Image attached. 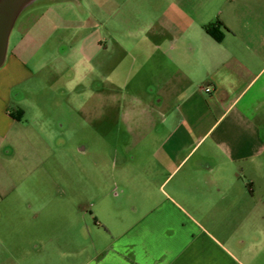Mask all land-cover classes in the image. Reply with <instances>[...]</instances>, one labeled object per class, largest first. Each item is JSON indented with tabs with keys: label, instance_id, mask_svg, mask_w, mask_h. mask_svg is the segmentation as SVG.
Returning a JSON list of instances; mask_svg holds the SVG:
<instances>
[{
	"label": "crops",
	"instance_id": "obj_1",
	"mask_svg": "<svg viewBox=\"0 0 264 264\" xmlns=\"http://www.w3.org/2000/svg\"><path fill=\"white\" fill-rule=\"evenodd\" d=\"M126 1L159 5L133 36L123 86L111 82L146 91L144 169L154 177L120 191L160 194L118 209V193L102 192L105 210L90 227L66 209L72 184L57 192L29 166L0 183V204L32 218L0 235V264H264V0ZM211 23L220 41L206 32ZM26 61L8 53L0 67V152L20 153L40 136L13 95L32 75ZM75 188L88 193L85 180Z\"/></svg>",
	"mask_w": 264,
	"mask_h": 264
},
{
	"label": "rangeland",
	"instance_id": "obj_2",
	"mask_svg": "<svg viewBox=\"0 0 264 264\" xmlns=\"http://www.w3.org/2000/svg\"><path fill=\"white\" fill-rule=\"evenodd\" d=\"M158 6L52 0L38 2L21 15L8 53L26 58L32 75L13 95L26 109L27 124L40 136L35 147L16 153L8 146L0 152V183L9 175L20 177L29 166L36 180L50 179L57 192L71 183L73 201L66 209L87 216L90 227L93 214L105 210L102 192L114 198L118 193V209L132 208L134 197L140 201L146 192L160 194L152 187L120 191L122 182L145 186L154 175L144 169L149 127L139 101L146 91L111 84L114 78L123 86L134 66L133 36H142L148 15ZM46 140L54 143L53 151L42 148ZM84 180L87 194L75 191V184ZM22 209L16 203L11 208L0 204V235L7 238L8 229L24 220L31 224L32 218L19 214Z\"/></svg>",
	"mask_w": 264,
	"mask_h": 264
},
{
	"label": "water",
	"instance_id": "obj_3",
	"mask_svg": "<svg viewBox=\"0 0 264 264\" xmlns=\"http://www.w3.org/2000/svg\"><path fill=\"white\" fill-rule=\"evenodd\" d=\"M41 1L52 0H0V67L6 60L16 22L25 11Z\"/></svg>",
	"mask_w": 264,
	"mask_h": 264
},
{
	"label": "trees",
	"instance_id": "obj_4",
	"mask_svg": "<svg viewBox=\"0 0 264 264\" xmlns=\"http://www.w3.org/2000/svg\"><path fill=\"white\" fill-rule=\"evenodd\" d=\"M205 30L206 32L211 35L215 40L220 41L222 39V33L218 30V26L215 23H211V24H207L205 25ZM18 115L17 114H13L14 116H16V118H21V111H18Z\"/></svg>",
	"mask_w": 264,
	"mask_h": 264
},
{
	"label": "built area",
	"instance_id": "obj_5",
	"mask_svg": "<svg viewBox=\"0 0 264 264\" xmlns=\"http://www.w3.org/2000/svg\"><path fill=\"white\" fill-rule=\"evenodd\" d=\"M205 90H206V91H210L211 89H210V88H206Z\"/></svg>",
	"mask_w": 264,
	"mask_h": 264
}]
</instances>
